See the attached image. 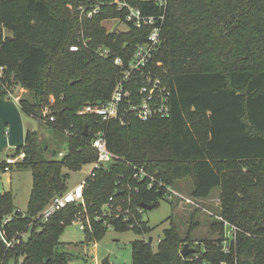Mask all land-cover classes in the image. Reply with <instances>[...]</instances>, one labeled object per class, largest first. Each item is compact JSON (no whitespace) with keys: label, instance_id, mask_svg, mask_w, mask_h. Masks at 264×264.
<instances>
[{"label":"trees","instance_id":"16d2710c","mask_svg":"<svg viewBox=\"0 0 264 264\" xmlns=\"http://www.w3.org/2000/svg\"><path fill=\"white\" fill-rule=\"evenodd\" d=\"M97 1L100 12L81 18L78 5L85 0H0L3 80L28 89L22 111L69 142L67 153L48 158L47 139L34 129L17 149L25 157L16 165L32 171L33 185L25 212L12 191H0V264H70L76 257L61 236L77 214L91 219L83 231L86 244L103 239L109 227L146 235L154 227L145 211L162 200L172 203L168 186L185 178L192 179L195 198L220 189L219 223L223 232L226 222L238 230L228 245L220 237L184 258L190 232L182 237L171 216L156 250L153 240L132 242L133 264H264V0H166L165 6L155 0ZM116 1L166 15L151 65L172 90L168 117L141 121L130 115L122 125L79 113L105 101L121 77V68L91 47L107 46L127 61L152 29L109 30L104 21L126 17ZM81 30L90 48L79 41ZM75 43L79 50L71 49ZM1 85L0 79L3 95ZM100 131L116 158L86 177L85 204H69L45 222L35 219L71 188L68 171L96 161L92 141ZM7 166L0 162V173ZM140 167L156 177L152 187L148 177L134 176ZM119 206L130 211L118 216ZM20 232L28 236L8 246L5 240Z\"/></svg>","mask_w":264,"mask_h":264},{"label":"built area","instance_id":"2783aa9c","mask_svg":"<svg viewBox=\"0 0 264 264\" xmlns=\"http://www.w3.org/2000/svg\"><path fill=\"white\" fill-rule=\"evenodd\" d=\"M87 1V2H86ZM161 6H165L166 0H155ZM117 8L119 10L126 11L125 19L112 18L108 20L115 21V24L109 30L114 29H127L130 25L136 27L151 26L152 29L147 37V40L143 43L136 45L132 56L126 61L121 56L113 57V51L111 48L99 45L95 48L90 46L91 39L86 38L84 31L81 30L79 41L82 42L85 47L93 49L95 53L103 58L110 59L116 66L121 68V77L117 81L111 95L105 101H99L97 103L87 104L79 113L95 114L101 117L104 121L117 120L120 124L127 123L128 116L134 115L141 121H149L157 118L168 117L171 114L170 100L172 96V90L169 83L156 71L151 65L153 61L154 53L158 50L161 44V31L165 23V13L158 15H148L143 12L140 7H136L129 4L126 1H116ZM102 4L97 0H85L78 5L80 11V17H93L99 13ZM120 23L125 24V28H119ZM80 45L75 43L71 45L72 50H79ZM165 73V71L163 72ZM0 78L2 82L3 96L6 99H11L21 107V100L23 94L26 92V88L18 85L16 82L6 83L3 78L5 77V66L0 64ZM26 89V90H25ZM20 90V93L17 92ZM2 95V94H1ZM92 146L97 151V159L93 164V169L89 175H94L93 170L101 167L103 163H108L116 155L107 147V141L104 131H100L98 135L93 139ZM65 153L60 152L63 156ZM25 157V153L22 151L19 155L8 156L6 158L7 164L13 165L22 160ZM9 166L5 169L9 170ZM134 176L138 179L148 177L150 179V187L156 181V177L151 175L144 167H140L134 173ZM86 184V178L77 183L67 191L58 194L52 198L50 203L43 209V211L35 218L42 221H48L58 211L65 208L69 204H85L84 199V187ZM160 184H163L160 182ZM138 192L139 188H135ZM167 199L170 201L181 199L184 204L195 205L196 201L192 197H185L176 188L168 186ZM113 200V197L110 198ZM112 208V206H109ZM109 208V210H111ZM117 215H125L130 209L122 210V207H117ZM128 217L126 216L125 220ZM222 218V217H221ZM223 220V218H222ZM79 225L81 230H86L87 227H91V219L88 215L80 216L77 214L72 221ZM226 226L229 223L226 222ZM232 233L237 231L236 226H231ZM231 233V234H232ZM28 232H20L15 235L11 240H5L8 246H13L16 243H20L22 238H26ZM205 264V263H203Z\"/></svg>","mask_w":264,"mask_h":264},{"label":"rangeland","instance_id":"374dc122","mask_svg":"<svg viewBox=\"0 0 264 264\" xmlns=\"http://www.w3.org/2000/svg\"><path fill=\"white\" fill-rule=\"evenodd\" d=\"M104 26L112 28L115 21L106 20ZM119 28H125L124 23H120ZM12 35L6 31V35ZM17 92L20 93V90ZM30 95V96H29ZM22 97H31L30 93H24ZM22 109V108H21ZM23 112V111H22ZM24 121L28 118L23 112ZM36 129L43 130L49 144L48 158L61 157L60 152L67 153L68 138L64 133L50 131L40 121L35 122ZM17 148L7 147L0 152V162L6 160L8 155H17ZM93 169V164L85 165L79 171H68V183L71 187L85 179ZM33 185L32 171L29 169L19 168L16 164L12 168L0 174V187L11 189L17 208L23 212L27 210L28 202ZM175 188L185 197H192L193 181L191 178L179 180ZM196 201L195 205L184 204L181 199L173 200L172 203L162 200L158 207L145 211V219L154 227L150 233L146 235L138 234L133 230H117L109 227L103 239L97 243H84V233L79 225L72 223L67 226L61 236V242L65 244L68 253L73 254L76 259L70 264H101L102 260L110 257L112 264H133V248L132 242L137 239L153 238L152 247L157 249L158 239L162 237L164 231L169 228L171 218L177 222L182 237H187L190 232V238L185 243L196 251L204 249L207 241H218L220 237L226 238L225 245L231 240V228L226 226L224 232L219 221L221 197L220 189H215L212 194L205 199L193 197ZM192 216H194L192 218ZM83 240V241H82ZM183 248V247H182ZM195 253V252H194Z\"/></svg>","mask_w":264,"mask_h":264},{"label":"water","instance_id":"95a60500","mask_svg":"<svg viewBox=\"0 0 264 264\" xmlns=\"http://www.w3.org/2000/svg\"><path fill=\"white\" fill-rule=\"evenodd\" d=\"M33 131V124L25 122L21 107L11 99H6L0 94V152L7 147L22 148L25 145V138L28 132ZM87 127L85 128V133ZM152 237L149 238L151 242ZM196 249L185 243L181 250L182 257L186 258ZM101 264H112L110 257L106 256Z\"/></svg>","mask_w":264,"mask_h":264},{"label":"crops","instance_id":"0c3cea01","mask_svg":"<svg viewBox=\"0 0 264 264\" xmlns=\"http://www.w3.org/2000/svg\"><path fill=\"white\" fill-rule=\"evenodd\" d=\"M26 90V89H25ZM30 93L29 91H28V89L26 90V92L25 93ZM30 96V95H29ZM22 108V107H21ZM22 110V109H21ZM23 113V112H22ZM27 115V114H26ZM27 119H26V121L27 122H31L32 124H33V130L34 129H36V126H35V122H39L38 120H35V119H33V118H31L29 115H27ZM37 130H38V128H37ZM39 132H40V135H41V137L42 138H45L46 137V134H45V132L43 131V130H38ZM8 156H10V155H8ZM7 156V157H8ZM11 156H13V155H11ZM14 165V164H13ZM13 165H10V169L12 168V166ZM9 169V170H10ZM9 170H6V171H3V172H7V171H9ZM3 172H1V173H3ZM0 173V174H1ZM0 191H11V189H5V188H2V187H0Z\"/></svg>","mask_w":264,"mask_h":264}]
</instances>
